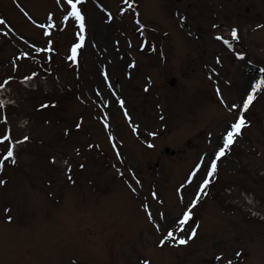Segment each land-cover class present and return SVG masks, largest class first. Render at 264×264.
Here are the masks:
<instances>
[{
  "label": "rangeland",
  "instance_id": "1",
  "mask_svg": "<svg viewBox=\"0 0 264 264\" xmlns=\"http://www.w3.org/2000/svg\"><path fill=\"white\" fill-rule=\"evenodd\" d=\"M136 1L142 31L124 0H84L77 62L56 59L35 90L20 84L27 60L55 43L67 54L78 24L64 20L66 0H0V84L11 77L1 92L12 99L0 136L16 145V162L0 166V264H264V85L242 106L264 76V0ZM50 15L56 27H41ZM49 101L53 112L36 109ZM240 114L245 126L206 177Z\"/></svg>",
  "mask_w": 264,
  "mask_h": 264
},
{
  "label": "snow or ice",
  "instance_id": "2",
  "mask_svg": "<svg viewBox=\"0 0 264 264\" xmlns=\"http://www.w3.org/2000/svg\"><path fill=\"white\" fill-rule=\"evenodd\" d=\"M67 5L69 6V8L66 10V14L64 16V20L68 21L70 18L72 21H74L76 24H78L79 27V31L76 33L77 37H78V42L74 43L71 47V55L68 56V59L73 61V62H77V56H78V50L81 49L84 46V42H85V36L83 35V33L85 32L86 29V19H85V15L82 12V4L84 2V0H66ZM125 3H128V0H124ZM59 3V0H58ZM80 5V6H78ZM129 7H131V5H129ZM106 11V10H105ZM54 15V14H53ZM53 15H50L48 17V19L50 21H53L51 24H46V25H41V27L43 28H54L56 27L55 21L53 20ZM108 17L111 18L112 14L110 12L107 13ZM31 19V17H29ZM6 23V21L3 18H0V25H4ZM137 25L140 26L141 28H143V25L141 24L140 20H137ZM45 35L51 36V32H45ZM231 36L235 39H238V29L233 28L231 30ZM23 39V37H21ZM217 39L222 40L225 44H227L229 47H231V43L228 40H225L223 36H217ZM51 40L49 41V44H51ZM35 47V46H34ZM41 50V49H38ZM47 51H53L52 48H48ZM24 56H28V53H24ZM237 55H242L240 53H238ZM104 78L107 80L109 78V73L107 70L104 71L103 73ZM9 79H11V77H9ZM25 79H28L27 77H25ZM4 84H7V81L4 82ZM4 84H0V87H3ZM261 84H264V79H261L255 86V88H253L252 93L247 95V99L242 101V106L244 108L245 111H247V109L249 108V106L251 105L252 101L255 99V92L257 89L260 88ZM112 85L109 84V87H111ZM221 90L219 88H217V92L219 93ZM221 100L223 102V97H221ZM119 103L121 104L122 107H124V100L120 99ZM3 102L0 101V105H2ZM229 105L226 104V107H228ZM230 108L232 109H236L238 108V105L233 103L230 105ZM125 115L127 116L128 113L127 111H125ZM5 122H6V117H5ZM246 123V119H245V115L240 114L238 120L231 124V130H227L226 129V135L223 137V146L219 147L218 151H216L214 153V158L210 159L208 161V164L210 165V170H208L207 167H205V176L206 177H211L213 176L216 172H217V168H218V160L223 157L226 153V150L229 148L230 145H232L234 143L235 140V134L240 133L241 129L245 126ZM77 127H80V124L76 125ZM105 127H108V123L107 121H105ZM153 135H155V133H153ZM12 137L10 134H4L2 136H0V145H3L4 142L6 141H11ZM25 140L28 139V137H24ZM91 147V145H90ZM14 148H15V144H12L10 146H7V150L6 153L3 156V160H0V166L3 165V163L5 161H7L9 158H13L12 159V163H15V159H14ZM117 155H119V153H117ZM83 165H81L82 167ZM199 168V166H197ZM197 176V172L194 171L191 173V178L189 179V183H191V180L193 178H195ZM0 183H4V181L0 180ZM137 183H140L139 181H137ZM210 184V179L208 178H203V182L201 185H199V192L198 194L195 195L194 200L192 202V207H188L186 210H184L181 214V217H177V219H179L180 224H184L185 222H187L191 216L193 215V208L195 207V205L199 202L201 196L204 194V189L207 188V186ZM181 187H184L183 185H181ZM133 191H136L135 188L132 189ZM153 196H158V193L153 192L152 193ZM183 199V196H181V200ZM144 207H148V205H143ZM149 216L152 215L151 212L148 213ZM9 221L12 220L11 216L7 217ZM197 232L195 229H193L191 231V234L189 236V239L194 238L196 236ZM173 237V233L171 231H168L166 233V236L164 237V239H162L160 241V244L163 245L165 243L166 240L170 239ZM179 243L181 244H187L188 240L181 238L179 240ZM236 255H241L240 252H237ZM217 259H220V257H217ZM144 264H150L149 261L145 260ZM227 264H232V261H228Z\"/></svg>",
  "mask_w": 264,
  "mask_h": 264
},
{
  "label": "trees",
  "instance_id": "3",
  "mask_svg": "<svg viewBox=\"0 0 264 264\" xmlns=\"http://www.w3.org/2000/svg\"><path fill=\"white\" fill-rule=\"evenodd\" d=\"M43 57V56H42ZM41 56H39V57H37V61L35 62V65H37V66H41V67H44V68H46V69H49L50 68V65H51V63L52 62H49V63H42L41 61H42V58ZM54 57V56H53ZM29 67L31 68L32 67V65H29ZM58 105V104H57ZM55 107V106H54ZM54 107H53V105H49L48 107H45V108H42V109H40V110H47V111H49V112H53L54 111ZM51 121V120H50ZM63 126V128L61 129V130H63L62 131V134H64V135H66V130H68V126L67 125H62Z\"/></svg>",
  "mask_w": 264,
  "mask_h": 264
},
{
  "label": "water",
  "instance_id": "4",
  "mask_svg": "<svg viewBox=\"0 0 264 264\" xmlns=\"http://www.w3.org/2000/svg\"><path fill=\"white\" fill-rule=\"evenodd\" d=\"M174 79H172L171 83H173Z\"/></svg>",
  "mask_w": 264,
  "mask_h": 264
}]
</instances>
